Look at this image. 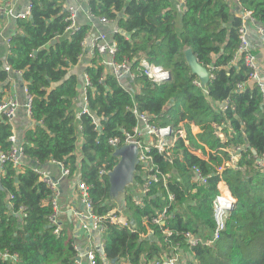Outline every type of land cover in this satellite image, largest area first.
<instances>
[{
    "label": "trees",
    "instance_id": "16d2710c",
    "mask_svg": "<svg viewBox=\"0 0 264 264\" xmlns=\"http://www.w3.org/2000/svg\"><path fill=\"white\" fill-rule=\"evenodd\" d=\"M62 1L65 0H34L29 19L12 21L16 29L10 32L9 46H5L7 55L5 49L0 54V103L4 94L2 84L10 75L5 67L21 71L32 97L34 123L23 132L27 156L23 169L17 171L7 162L0 173V250L17 253L15 264H76L71 227L63 225L58 234H53L48 226L51 192L38 180L30 164L33 161L45 167L47 160H56L64 162L71 175H79L78 182L91 186L94 213L104 215L117 207L127 216L128 227L107 224L104 245L96 251H102L109 264H123L121 260L125 264H151L160 254H169L158 227L144 222L166 204L162 188L154 185L139 206L133 202L138 195L135 184L142 182L138 172L134 185L125 189L120 200L109 198L107 175L101 179L99 176L100 169L109 170L118 160L107 139L121 136L122 129L131 130L136 124L131 110L134 102L137 110L148 113L157 125L176 128L184 122L189 142L196 149L203 150L204 144L227 159L222 148L246 143L237 161L240 168L224 167L221 173L236 196L226 229L214 247L198 245L193 249L198 264H264V167L255 164L251 152L264 155V102L255 85H245L237 91V85L245 83L249 74L242 59L233 62L239 44L240 19L232 15L222 0H183V13L176 10L173 0H88L92 13L115 20L120 28L121 32L112 34L117 42L114 59L133 60L132 71L139 91L127 93L108 69L101 81L105 66L99 64L100 58L93 57L84 70L92 82L87 89L92 115L76 119V87L80 81L76 73L68 70L78 63L89 24L79 18L80 29L68 36L64 32L68 23ZM242 3L257 22L264 24V0ZM3 45L1 38L0 46L4 48ZM187 48L213 74L206 94L193 84L197 76L185 61ZM142 57L167 69L170 79L155 84L141 74L136 67ZM225 99L229 107L224 112L212 107L211 102ZM190 121L200 129L196 135L189 132ZM213 124L221 127L225 141L216 137ZM11 132L9 121L0 116L1 151L10 148ZM79 136L83 140L81 148L76 149ZM152 154L161 170L171 174L168 186L175 195L168 211L173 213L168 224L177 235L169 238V244L173 246L179 241L178 250L185 252L183 232L205 238L213 228L211 200L217 192L215 167L220 166L221 158L209 152L205 162L189 152L182 140L173 147L171 163L156 152ZM192 166L208 175L206 185L190 182ZM21 206L25 216L17 214ZM150 229L151 235L140 237ZM0 264L11 262L0 259ZM97 264L104 262L97 258Z\"/></svg>",
    "mask_w": 264,
    "mask_h": 264
},
{
    "label": "built area",
    "instance_id": "2783aa9c",
    "mask_svg": "<svg viewBox=\"0 0 264 264\" xmlns=\"http://www.w3.org/2000/svg\"><path fill=\"white\" fill-rule=\"evenodd\" d=\"M33 1L34 0H0V38L4 41L5 46H9L10 37H3L1 30L6 23L10 21L29 19L31 17ZM222 1L227 3L230 7L232 15L240 19V24L237 29L239 44L233 62L242 59L244 65L249 70L245 83L238 84L237 91L243 90L245 85H255L258 87L262 101L264 102V50L260 56L256 55L252 43L248 38V30L253 28L258 36L264 39V24L259 23L254 19L251 10L245 8L242 0ZM87 3L88 0L62 1V9L67 14L65 21L68 23L64 32L67 33L68 36L73 35L80 29L82 23L79 18L87 20V23L89 24V29L81 42L82 52L78 57V61L83 59L84 55L85 57H89L88 59H92L93 57L100 58L99 64L105 66V70L99 79L101 81L104 79V75L108 69L113 74L118 84L122 86L127 93L132 95L133 91H139V86L134 81L136 74L132 71L133 60L123 58L121 61H116L114 59L117 51V42L113 39L112 34L121 32V30L115 24V20H109L104 16H98L92 13L87 7ZM109 26L111 29L108 33L104 28ZM137 62L138 66L136 68L153 83L161 84L170 79L169 71L162 66L149 63L143 57L139 58ZM5 70L10 73L14 72L21 74V71H13L9 66H6ZM207 71L208 80H211L213 74L209 70ZM124 80L128 83V86L124 83ZM193 84L200 87L205 94L207 93V85H203L198 77L193 80ZM81 85V91L78 89L80 97L76 99L80 104L79 110L76 113V119H79L84 114L92 115L87 98V89L92 87V82L87 73L83 74V82ZM22 91L23 112L26 116L31 117L32 97L28 91L26 83L23 84ZM211 104L215 110L220 109L222 112L229 107L228 99L216 103L211 102ZM19 106L20 103H18L15 96L8 97L5 101L0 103V116L5 117L6 120L10 122L16 116ZM131 110L136 119V124L131 130L122 129L121 136L109 137L107 139V144L113 148V151L115 148L124 144H135L137 146V163L134 170V176L135 173L138 172L142 178V182L135 184L136 188L134 189L139 195H135L133 198L135 205H143L142 199L152 190L154 185L162 188V199L166 204L161 210L157 211L151 219H144V222L150 221L152 225L158 227L164 236L162 241L169 249V254H160V256L152 261L151 264H186L188 262L189 264H198L195 259L196 257L193 248L198 245L214 247L220 239L221 233L226 229V221L229 217L230 211L236 203V196L223 180L221 173L224 167H230L233 169L240 168L237 165V161L240 157V153L245 151L246 143L236 146L228 145L222 148L221 150L227 154V159H224L220 152H216L217 150H208V147L204 144L202 145L203 150L201 148H194L189 142L184 122L179 123V126L176 128L169 124L157 125L151 120L148 113L138 111L134 102ZM194 126L196 127L197 125L193 121H190L189 132L196 135L197 133L194 131ZM213 127L215 129L216 137L220 138L221 141H225L226 138L221 131V127L216 124H213ZM79 128L81 127L79 126ZM178 140H182L189 152L205 162H208V152L215 153L221 158L220 166L215 167V174L218 176L216 184L217 192L211 200L212 217L214 222L213 228L211 229L209 236L205 238L190 231L183 232V240L187 246V251L185 252L178 250V247L180 246L179 241H176L173 246L169 244V238L174 234L177 235V232L170 228L168 224L170 217L173 216V213L169 214L168 211L175 202V195L169 190L168 186L171 180V174L164 173L161 170L159 165L155 162L152 154L153 152H156L171 163L174 157L173 147ZM9 141L11 143L10 148L6 151L0 150V173L3 172L2 166L7 162L11 163L12 167L17 171H21L24 167L25 160H27V156L24 153V138H18L15 133H11ZM77 141L78 140H76V145ZM251 152L255 164L260 166V168H263L264 155L257 156L253 150H251ZM114 157L118 158L117 156ZM50 163L55 164L60 169L59 178H54L48 174L43 170V167H40L37 163H34L33 161L30 163L32 164L31 169L38 176V180L51 192L50 206L52 208V213L48 216V226L53 229V234H58L64 224L62 218L65 215V211L70 209L74 216V222L76 223V231L80 234L81 239L85 238L87 243L86 249L81 250L76 243L78 239H74L72 247L75 251V263L82 264L83 262L84 264H97V258H100L104 264H109L108 261L105 260L104 253L102 251L97 253L96 251L99 247H103L104 245L103 233L107 224L128 227L127 216L117 207H113L104 215L94 213L92 198L89 194V188L91 186L85 182H78L79 175H76V173L71 175L69 168L64 162L47 160L45 164L48 165ZM114 165L109 170L103 168L100 169V179L103 175H107ZM191 173L192 178L190 182L195 183L196 186L206 185L208 183V175L203 174L199 167L192 166ZM134 176L133 181L129 186L134 185ZM63 178H70L75 187V192L69 194L67 207H63L59 203L62 191L60 184ZM195 191L196 188H193L192 192ZM123 193L121 195H123ZM77 203L80 204L81 208H74V205ZM23 211L24 207L21 206L17 214L25 216ZM152 230L153 229H150L146 231V233L140 234V237H142L143 234H147L148 236L151 235L153 233ZM0 259L15 264L18 261V254L10 253L7 250H0ZM123 262V264H125L124 260Z\"/></svg>",
    "mask_w": 264,
    "mask_h": 264
},
{
    "label": "crops",
    "instance_id": "0c3cea01",
    "mask_svg": "<svg viewBox=\"0 0 264 264\" xmlns=\"http://www.w3.org/2000/svg\"><path fill=\"white\" fill-rule=\"evenodd\" d=\"M25 1V0H24ZM174 1V5L177 11H179V13H183L184 12V7H183V0H173ZM70 2V1H69ZM4 23V22H3ZM1 23V24H3ZM116 24V21H115ZM117 25V24H116ZM16 29L15 26H13L12 21L6 23V25L4 26V28L1 30L2 36L6 37L9 36L14 30ZM104 29L106 30H110L111 27H105ZM11 32V33H10ZM248 38L250 40V42L252 43L253 46V50L256 53V55L260 56L262 51L264 50V39H262L261 37L258 36V34L253 30V28H250L248 30ZM1 39V38H0ZM4 48H2V46H0V54L1 51H3L5 49V54L7 55V49L5 47V45H3ZM89 57H85L81 59L80 61H78V63L74 66H72L71 68H69L68 73H76L79 76V81H80V85L78 87H76V91H77V97L76 99H78L80 97V94L78 92V89L80 90V88L82 87V82H83V74L86 73L84 72L85 67L90 63V59H88ZM26 83L25 81H23L21 74H17V73H10V75L7 77V80L2 84L3 85V96H2V101H5L8 97L10 96H15L18 100V103H20V106L18 107L17 110V114L16 116L9 122L11 124L12 127V132L11 133H15L16 136L18 138L23 137V132L28 129V128H32L34 123L33 120L31 119V117H28L24 114L23 112V108H22V103H23V91H22V86L23 84ZM124 83L128 86V83L124 80ZM207 85V84H206ZM81 91V90H80ZM76 102H78L77 100H75ZM79 104V102H78ZM80 105V104H79ZM79 110V108H78ZM77 110V112H78ZM99 119H97V123ZM80 125H78V129ZM197 127V126H196ZM200 132L199 127H197L196 133ZM77 148H81V144H82V140L83 138L81 136H79L77 138ZM209 150V149H208ZM209 153V152H208ZM43 170L46 171L48 174H50L51 176H53L54 178H59L60 177V169L55 165V164H48L45 167H43ZM60 187L62 189L61 191V196L60 197V205H62L63 207H67V204L69 202V194L74 193L75 192V187H74V183L72 182V180L70 178H63L61 180V184ZM118 198V197H117ZM50 201H51V197H50ZM74 208L79 209L81 208L80 204H76L74 205ZM68 209V208H67ZM73 215L70 211V209L65 211V215L63 216V225H70V233L72 235V237H74V239H78L77 240V245L81 248V250H85L87 243L85 238L81 239L80 238V234L77 233L76 231V225L73 219ZM130 222H132V220H130ZM146 233V232H144ZM77 234V235H76ZM148 237L147 234H143L142 238H146ZM123 260L120 261V263ZM114 262V261H113Z\"/></svg>",
    "mask_w": 264,
    "mask_h": 264
},
{
    "label": "water",
    "instance_id": "95a60500",
    "mask_svg": "<svg viewBox=\"0 0 264 264\" xmlns=\"http://www.w3.org/2000/svg\"><path fill=\"white\" fill-rule=\"evenodd\" d=\"M185 61L191 72L195 74L203 85L208 84V71L202 66L191 49L184 50ZM118 160L114 167L108 172L109 198L116 199L123 193L124 189L133 181L134 170L137 163V146L135 144H124L115 148L112 153ZM1 189V184H0ZM113 262V261H112Z\"/></svg>",
    "mask_w": 264,
    "mask_h": 264
},
{
    "label": "rangeland",
    "instance_id": "374dc122",
    "mask_svg": "<svg viewBox=\"0 0 264 264\" xmlns=\"http://www.w3.org/2000/svg\"><path fill=\"white\" fill-rule=\"evenodd\" d=\"M76 147H78V146H76ZM77 155V154H76ZM122 195L120 194L119 196H118V200H120V197H121ZM60 197H62V196H60ZM59 202H60V198H59ZM77 221V220H76ZM75 225H76V223H75Z\"/></svg>",
    "mask_w": 264,
    "mask_h": 264
}]
</instances>
